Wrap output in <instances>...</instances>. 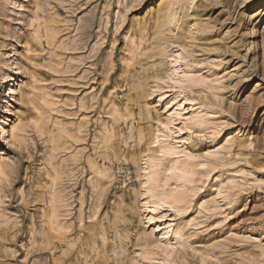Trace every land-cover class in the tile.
Here are the masks:
<instances>
[{"label": "rangeland", "instance_id": "obj_1", "mask_svg": "<svg viewBox=\"0 0 264 264\" xmlns=\"http://www.w3.org/2000/svg\"><path fill=\"white\" fill-rule=\"evenodd\" d=\"M0 264H264V9L0 0Z\"/></svg>", "mask_w": 264, "mask_h": 264}, {"label": "bare ground", "instance_id": "obj_2", "mask_svg": "<svg viewBox=\"0 0 264 264\" xmlns=\"http://www.w3.org/2000/svg\"><path fill=\"white\" fill-rule=\"evenodd\" d=\"M248 5H249V3H248ZM251 7L253 9H258V10L261 9V10H263L264 9V0H251ZM168 16H169V19H170V17L175 16V11H173L170 8L169 11H168Z\"/></svg>", "mask_w": 264, "mask_h": 264}]
</instances>
